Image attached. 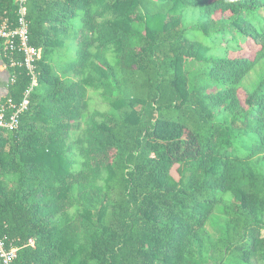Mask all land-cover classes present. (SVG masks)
Instances as JSON below:
<instances>
[{
    "label": "trees",
    "instance_id": "1",
    "mask_svg": "<svg viewBox=\"0 0 264 264\" xmlns=\"http://www.w3.org/2000/svg\"><path fill=\"white\" fill-rule=\"evenodd\" d=\"M20 5L41 54L32 85L0 39V110L28 101L0 128L14 264H264V0H0V27Z\"/></svg>",
    "mask_w": 264,
    "mask_h": 264
},
{
    "label": "built area",
    "instance_id": "2",
    "mask_svg": "<svg viewBox=\"0 0 264 264\" xmlns=\"http://www.w3.org/2000/svg\"><path fill=\"white\" fill-rule=\"evenodd\" d=\"M24 0H21V3ZM0 39L3 41L4 50L16 52L19 56V65H23L32 76V85L35 84V74L33 72L34 61L40 58L41 51L29 44L28 23L26 20V10L20 5L17 13V21L14 27H9L3 23L0 27ZM16 63L11 61V66ZM13 81V80H11ZM28 105L25 97L18 107H13L15 111L6 117L3 109L0 110V128L14 129L18 124V113L25 109ZM32 244V240L29 241ZM17 257L16 248H8L5 242L0 239V264H14Z\"/></svg>",
    "mask_w": 264,
    "mask_h": 264
},
{
    "label": "rangeland",
    "instance_id": "3",
    "mask_svg": "<svg viewBox=\"0 0 264 264\" xmlns=\"http://www.w3.org/2000/svg\"><path fill=\"white\" fill-rule=\"evenodd\" d=\"M198 20V11H192L189 10L185 14V26L189 25H195L196 21ZM93 66V65H92ZM91 66V67H92ZM199 67V65H197ZM98 71V69H97ZM264 70L262 67H257L251 74L248 75V77L242 82V87L246 90H254L255 86L257 85L258 81L260 80L261 76L263 75ZM92 76H89V79H92ZM95 82V81H94ZM243 89L239 90V95L242 96ZM91 92L99 93L100 91L91 90ZM95 95V94H94ZM93 107V105H91ZM138 107V106H136ZM212 124H214L217 127L221 126H227L229 124V117L224 115L223 113L217 114L212 121ZM178 166H175L171 171V181L175 182L179 179L178 172H177ZM72 213V212H71ZM74 213V212H73ZM222 220L217 218L216 219H210L206 226H205V233L206 236L210 240H215L217 236L219 235V231L221 228Z\"/></svg>",
    "mask_w": 264,
    "mask_h": 264
},
{
    "label": "crops",
    "instance_id": "4",
    "mask_svg": "<svg viewBox=\"0 0 264 264\" xmlns=\"http://www.w3.org/2000/svg\"><path fill=\"white\" fill-rule=\"evenodd\" d=\"M7 77V73L4 71V68L0 66V79H5ZM3 94V90H0V95Z\"/></svg>",
    "mask_w": 264,
    "mask_h": 264
}]
</instances>
